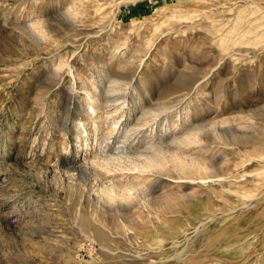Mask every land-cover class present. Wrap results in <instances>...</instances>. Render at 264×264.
Masks as SVG:
<instances>
[{
    "label": "rangeland",
    "instance_id": "rangeland-1",
    "mask_svg": "<svg viewBox=\"0 0 264 264\" xmlns=\"http://www.w3.org/2000/svg\"><path fill=\"white\" fill-rule=\"evenodd\" d=\"M131 1L0 0V264H264V0ZM236 17L251 33L220 45ZM196 76L207 99L180 89ZM189 102L202 129L172 140ZM145 110L160 114L122 143L119 127ZM149 137L163 174L133 169ZM122 144L133 154L108 151ZM177 158L205 164L206 183L171 171ZM129 185L151 194L107 207L93 195Z\"/></svg>",
    "mask_w": 264,
    "mask_h": 264
},
{
    "label": "bare ground",
    "instance_id": "bare-ground-1",
    "mask_svg": "<svg viewBox=\"0 0 264 264\" xmlns=\"http://www.w3.org/2000/svg\"><path fill=\"white\" fill-rule=\"evenodd\" d=\"M114 1V0H113ZM123 1L124 0H119V2L120 3H123ZM134 2H135V0H133ZM133 1H131V3L133 2ZM247 2V1H246ZM224 3V2H223ZM239 4V3H238ZM220 6V5H219ZM232 6V5H231ZM235 6V5H234ZM194 10V9H193ZM189 12V11H188ZM187 12V13H188ZM191 12H193V11H191ZM203 12H205V11H203ZM203 12L201 11L200 13H202L203 14ZM222 12V11H221ZM73 14H74V11L72 12ZM181 13V12H180ZM230 13V12H229ZM233 13V12H232ZM175 14V13H174ZM211 14V13H210ZM234 14V13H233ZM71 16H72V14H70ZM180 15V14H179ZM76 16V15H75ZM188 16V15H187ZM190 17H188L189 19L191 18V16H193V14H191V15H189ZM200 16H201V14H200ZM205 16V15H204ZM208 16V15H207ZM213 16H215L214 14H213ZM223 16V15H222ZM251 16V15H250ZM249 16V17H250ZM248 17V18H249ZM75 18V17H74ZM177 18V17H176ZM180 18V17H179ZM216 18V17H215ZM73 19V18H72ZM72 19H70V20H72ZM180 19H184V17H182V18H180ZM217 19V18H216ZM256 19V18H255ZM205 20V19H204ZM213 20V19H212ZM211 20V21H212ZM73 21H74V19H73ZM206 21V20H205ZM226 21V20H225ZM227 21H229V20H227ZM199 22V21H198ZM231 22V21H230ZM38 23H40L41 24V22H38ZM215 23H217L216 21H215ZM221 23V22H220ZM220 23H217V24H220ZM35 24H37V23H35ZM211 24H212V22H211ZM210 24V25H211ZM222 24V23H221ZM220 24V25H221ZM227 24V23H226ZM242 24H246L247 25V27L244 29V30H246V31H242V30H240V28H241V26H242ZM42 25V24H41ZM210 25H208V26H210ZM225 25V24H224ZM223 25V26H224ZM39 26V25H38ZM110 26V25H109ZM217 26V25H216ZM259 26V25H258ZM210 27H212V26H210ZM225 27V26H224ZM209 28V27H208ZM214 28V27H213ZM217 28H218V26H217ZM251 28H253V24L250 22V21H245L244 19H242V18H240V17H236L235 18V20H234V22L232 23V25L230 26V28H228L227 30H225L224 32H222V33H218L219 31L217 30V42H219L220 43V45H222L225 41H229V42H231L232 40H233V38L236 36V37H241V38H245V37H247L251 32H250V29ZM256 28H258L259 30H260V28L259 27H256ZM40 29V28H39ZM211 29V28H210ZM224 29V28H223ZM28 32H30V33H33L34 35H35V37L37 38V39H41L42 38V33H41V31H39V30H37V28H36V26L35 25H30V26H28L27 27V29H26ZM220 30V29H219ZM215 31V30H214ZM213 31V32H214ZM209 32V31H208ZM256 33V32H255ZM32 34V35H33ZM216 34H214V35H216ZM264 34V33H263ZM212 38V37H211ZM231 38V39H230ZM44 39V38H43ZM42 40V39H41ZM214 40V39H213ZM255 41H257V40H255ZM261 41V40H260ZM263 41H264V39H263ZM125 42V41H124ZM215 42V41H214ZM236 42V41H235ZM240 42V41H239ZM252 43V42H251ZM254 43V42H253ZM239 44V43H238ZM222 47V46H221ZM227 46H225V44H224V48H226ZM145 49H147V48H145ZM148 50V49H147ZM135 57V56H134ZM130 62H132V61H130ZM142 62V61H141ZM61 63V62H60ZM62 65V64H61ZM141 66V65H140ZM60 67V65L58 66V68ZM61 68V67H60ZM59 68V69H60ZM70 68V67H69ZM69 70V69H68ZM209 70H211V69H209ZM56 71V70H55ZM208 71V70H207ZM213 71V70H212ZM70 72H71V70H70ZM55 73V72H54ZM73 73V72H72ZM206 73V72H205ZM138 76V75H137ZM57 77V76H56ZM203 77V76H202ZM58 78V77H57ZM73 78V77H72ZM101 78V77H100ZM200 79H201V77H198V76H196V77H193L190 81H188V83L186 82V83H184L183 84V86L180 88L181 90H184V91H186V93H185V95H188L189 94V92H190V90H193V89H195V91H194V98L193 99H207L208 97H209V93L207 92V93H205V89H199L198 87H199V83L200 82H198V81H200ZM97 80V79H96ZM118 81V80H117ZM198 82V83H197ZM101 83V82H100ZM121 83V82H120ZM95 86V85H94ZM129 86V85H128ZM253 86V85H252ZM121 86L118 84V83H116V82H110V85H109V83H108V88H106L107 89V95H112V94H116L115 95V97H113V98H111V99H105L106 100V102H117L118 100H119V98L120 97H118L117 96V93H119L120 92V90L122 89V88H120ZM124 87H126L125 85H124ZM193 87V89H191ZM219 87V86H218ZM106 89H105V91H106ZM126 90L128 89L127 87L125 88ZM223 89V88H222ZM48 90V89H47ZM123 90H124V88H123ZM125 90V91H126ZM215 90H219V89H215ZM137 90L136 89H134V93L136 92ZM96 93V92H95ZM104 93H106V92H104ZM87 94V93H86ZM123 94V93H122ZM121 94V95H122ZM222 94V93H221ZM233 94V93H232ZM88 95H89V93H88ZM91 95V94H90ZM96 95V94H95ZM95 95L93 96V98L95 97ZM107 95H105V96H107ZM113 95V96H114ZM125 95V94H124ZM138 96H139V93L137 94ZM46 96V95H45ZM97 97V96H96ZM109 97V96H108ZM122 97V96H121ZM92 97H88V99H91ZM123 98V97H122ZM184 98V95H182L181 97H180V99H183ZM95 100V99H94ZM93 99H92V103H95L96 104V101H94ZM101 100V99H100ZM138 100H140V99H138ZM204 101V100H203ZM215 101V100H214ZM105 102V103H106ZM192 102H194V101H192ZM90 103V102H89ZM99 103V102H98ZM123 103V102H122ZM100 104H101V102H100ZM109 105V104H108ZM134 107H132V108H130L129 109V111H128V113L130 114V113H134V111L136 110V108L138 107H136V103H134ZM96 106V105H95ZM101 106H103V104H101ZM116 106V105H115ZM105 107V106H104ZM110 107V106H109ZM123 107V106H122ZM114 108V107H113ZM116 108V107H115ZM121 108V107H120ZM163 108V107H162ZM168 108V107H167ZM192 108H193V103H190L189 102V104L188 105H186V107H184L182 110H181V113H180V115L179 116H176L175 117V119L174 120H172V125L170 126V129H171V131H174V132H176L177 133V135L178 136H175V135H173L172 137H173V139L172 140H179V141H183L184 140V138H183V136L185 137V142L187 141L186 139H188V141L190 140L189 138L190 137H192L193 135L195 136V138H196V136H197V134H196V131H199V130H201L202 129V127L201 126H199V125H194L193 124V126H188V124H189V122L191 121V113H192ZM87 109H89V110H87V111H92V112H94V108L92 107V105L90 106V105H87ZM156 109H158V108H156ZM155 109V110H156ZM195 109V108H194ZM193 109V110H194ZM121 110V109H120ZM163 110V109H162ZM86 111V112H87ZM116 112H117V110H115ZM166 111V110H165ZM80 112H82V111H80ZM106 112V111H105ZM113 112V111H112ZM162 112H164V111H162ZM196 112V111H195ZM88 113V112H87ZM166 113V112H165ZM202 113V112H201ZM81 114V113H80ZM107 114V113H106ZM111 114V113H110ZM160 114V112L159 113H155V112H153V110L151 111V110H145V111H143L142 113H141V115L139 116V117H136L135 119H134V126L131 128H128L127 129V127L126 126H124V125H122L121 127H119V130H117V132H119V134H121L120 135V139H121V142L122 143H126V141L128 140V138L132 135V133H134L135 132V130H137V129H139V127H143V126H145V125H147V123L148 122H150V120L152 119V118H154V117H157L158 115ZM193 114H194V112H193ZM85 115V114H84ZM108 115H109V113H108ZM165 115V114H164ZM173 115V114H172ZM196 116V115H195ZM47 117V116H46ZM88 117V116H87ZM107 117H109V116H107ZM107 117H105V118H107ZM120 117V116H119ZM129 118V117H128ZM66 119V118H65ZM79 119V118H78ZM156 119V118H155ZM171 119V118H170ZM70 120V119H69ZM77 120V119H76ZM164 120V119H163ZM82 121V120H81ZM97 121V120H96ZM119 121V120H118ZM126 121H127V119H126ZM152 121H153V119H152ZM95 122V121H94ZM194 122V121H193ZM60 123H62V122H60ZM130 123V122H129ZM79 125V121H76V122H74L73 123V126L75 127V129H76V127ZM111 125V124H110ZM118 125V122H112V131L111 132H107L108 134L107 135H104V136H102L101 138V140H99V142H98V146L101 148V152H99V151H97V152H99V153H97L98 155H105V154H107V149H109V148H105L102 144H104L105 145V143H106V141H108L109 139H111L112 138V134H113V131H115V129H116V126ZM83 126V125H82ZM94 126V125H93ZM96 126V125H95ZM169 126L167 127V128H169ZM166 127V126H165ZM61 128H63V127H61ZM77 128H79V127H77ZM81 128V127H80ZM97 128V127H96ZM96 128H94V130H96ZM154 128V127H153ZM82 129V128H81ZM208 129V128H207ZM76 130H78V129H76ZM93 130V131H94ZM175 130H177V131H175ZM138 131V130H137ZM164 131H165V129H164ZM95 132V131H94ZM98 132V131H97ZM83 133V132H82ZM106 133V132H105ZM146 133V132H145ZM117 134V133H116ZM135 134V133H134ZM144 134V133H143ZM151 134V133H150ZM163 134V133H162ZM165 134V133H164ZM167 134H168V132H167ZM196 134V135H195ZM199 134V133H198ZM95 135V134H94ZM147 135H149V134H147ZM166 135V134H165ZM203 135V134H202ZM134 137V136H133ZM161 137V136H160ZM163 137V136H162ZM171 137V136H170ZM198 137V136H197ZM193 138V137H192ZM95 139V138H94ZM98 140V139H97ZM170 140H171V138H170ZM193 140V139H192ZM191 140V141H192ZM194 140H196V141H198L197 139H194ZM193 140V141H194ZM162 141V140H161ZM178 141V142H179ZM195 141V142H196ZM96 142V141H95ZM111 142V141H110ZM176 143H178L177 141H175ZM109 143V142H108ZM160 143V141L159 140H155V138L153 139V138H151V137H149V139H147V141L144 143V151H142V152H139V154L138 155H135V158H137V157H139V156H142L143 155V157L145 156V158L146 159H144L145 161L147 160V163H145V165H138L137 163L136 164H132L134 167H133V169L134 170H140V173H142L144 170H146V169H150V171H151V173L152 174H163V170H165V169H161V164H159L158 162H157V160H156V156H161L160 154H164L165 152H164V150H163V148H162V143H161V145L159 144ZM172 143V142H171ZM196 143H198V142H196ZM142 144V143H141ZM140 144V145H141ZM179 144V143H178ZM177 144V145H178ZM184 144V143H183ZM193 144V143H192ZM102 145V146H101ZM107 145V144H106ZM123 146H119V147H115V148H113L112 149V151H110V150H108L109 152H112V154H114V157L115 156H117V157H120L119 155H120V153L121 154H127L126 156L128 157V155L129 154H133V152H128V151H125L126 150V146L124 145V144H122ZM128 145V144H127ZM140 145H139V147H140ZM164 145V144H163ZM96 146V145H95ZM109 146V145H108ZM118 146V145H117ZM200 146V145H199ZM112 147V146H111ZM203 147V146H202ZM99 148V149H100ZM98 149V148H97ZM136 150V149H135ZM203 151V150H202ZM144 152V153H143ZM205 152V151H204ZM96 154V153H95ZM204 154V153H203ZM2 155V154H1ZM98 155H97V157H98ZM96 156V155H95ZM102 156H100V157H102ZM124 156V155H123ZM163 156H165V155H163ZM104 157V156H103ZM108 157H109V155H108ZM112 157V156H111ZM126 157V158H127ZM130 157V156H129ZM185 157V156H184ZM99 158V157H98ZM105 158V157H104ZM107 158V157H106ZM120 158H122L123 159V157H120ZM109 159V158H108ZM186 159H188V158H186ZM186 159H179V158H177L176 160L174 159L173 161H172V165H169V166H171L170 168H172V170L171 171H174V173H179V172H182L183 173V171L184 170H187L189 173H191V175H196V178H191V179H189V180H199V182L201 183V184H204V183H206V181H205V179L206 178H204V176L202 177L201 175V172L203 173L204 172V169H206V168H204L205 166V164H203L202 165V162L200 163V162H198L196 159H194V158H191V159H188V160H186ZM107 160V159H106ZM114 160V159H113ZM116 160V159H115ZM126 160V159H125ZM127 161V160H126ZM132 161H135V160H132ZM144 161V162H145ZM128 162H131V161H128ZM66 163V162H65ZM132 163V162H131ZM130 163V164H131ZM129 166V165H128ZM204 166V167H203ZM78 168V167H77ZM126 168V167H125ZM167 168V167H166ZM80 169V168H79ZM124 169V168H123ZM122 169V170H123ZM129 169H131V167L129 168ZM132 169V170H133ZM168 169V168H167ZM68 170H76L75 169V167H73V168H70V169H68ZM79 171H81V170H79ZM83 171V170H82ZM139 172V171H138ZM145 172V171H144ZM206 172V171H205ZM145 173H147V171L145 172ZM4 174V173H3ZM142 174H144V173H142ZM204 174V173H203ZM240 174V173H239ZM178 175V174H177ZM179 175H180V173H179ZM230 176V175H229ZM232 176V175H231ZM224 177V176H223ZM226 177V176H225ZM243 177H244V175H243ZM177 178H182L181 176H176V179ZM208 178V177H207ZM219 178V177H218ZM231 178V177H230ZM239 178H240V176H239ZM157 179V178H156ZM183 179V178H182ZM221 180L222 179H224V178H220ZM241 179V178H240ZM158 180V179H157ZM179 180V179H178ZM218 180V179H217ZM216 180V181H217ZM227 180H229V178L227 179ZM231 180V179H230ZM233 180V179H232ZM236 180H238V179H236ZM162 181V180H161ZM214 181V180H213ZM226 181V180H225ZM247 181V180H246ZM252 181V180H251ZM184 182V181H183ZM186 182V181H185ZM236 182V181H235ZM238 182V181H237ZM263 182V180L261 181V183ZM5 183V182H4ZM143 183V182H142ZM160 183V182H159ZM190 183V182H189ZM193 183V182H192ZM222 183V182H221ZM247 182H245L244 184H246ZM233 184V183H232ZM264 184V183H263ZM111 185V184H110ZM114 186V185H113ZM117 186V185H116ZM127 186V185H126ZM130 186V185H129ZM133 186V185H132ZM132 186H130V187H124V188H121L119 191H120V193H115V188H114V190H113V188L112 187H109V188H98V189H94L93 190V192H94V197H95V199L98 201V205H102L103 206V203L104 204H106V207H107V205L108 206H110V205H116V204H118L119 206L121 205V201H123V203L126 205L127 203H129V202H132V201H137L138 199L141 201V200H146V198H148L147 196L149 195V194H151L149 191H148V188L147 187H145V188H141L140 187V189H135V187H134V189L133 188H131ZM149 186V185H148ZM240 186V185H239ZM238 186V187H239ZM262 186V185H261ZM245 187V186H244ZM247 187V186H246ZM256 187V186H255ZM262 187H264V185L262 186ZM261 187V188H262ZM93 188V187H92ZM138 188H139V186H138ZM222 188V187H221ZM234 188V187H233ZM239 188H243L242 186L241 187H239ZM249 188V187H248ZM247 188V189H248ZM257 188V187H256ZM256 188H254V189H256ZM2 190V189H1ZM89 190H91L90 188H89ZM241 190V189H240ZM250 190H251V188H250ZM257 190V189H256ZM88 191V190H87ZM243 191H244V189H243ZM90 192V191H89ZM112 192H114L113 193V195H112ZM247 192H248V190H247ZM246 192V193H247ZM251 194H253V193H251ZM261 195V194H260ZM6 196V195H5ZM171 196V195H170ZM248 196V195H247ZM90 197V196H89ZM159 197V196H158ZM254 197V196H253ZM116 198H118L119 200L116 202L115 201V199ZM221 198V197H220ZM257 199V198H256ZM224 200V199H223ZM148 201V200H147ZM95 202V201H94ZM99 202H101L102 204H100ZM139 202V201H138ZM142 202V201H141ZM238 202H240V201H238ZM96 203V202H95ZM133 203V202H132ZM118 206V207H119ZM130 206V205H129ZM131 206H133V205H131ZM131 206H130V208H131ZM104 207V206H103ZM105 207V208H106ZM242 207V206H241ZM243 207H245V206H243ZM242 207V208H243ZM129 208V207H128ZM127 209V208H126ZM118 211V210H117ZM128 211V210H127ZM121 212V211H120ZM131 212V211H130ZM142 212V211H141ZM234 212V211H233ZM227 213H230V212H227ZM231 213H232V211H231ZM260 214V213H259ZM97 220V219H96ZM136 220V219H135ZM209 221V220H208ZM211 221V220H210ZM99 222V221H98ZM150 225V224H149ZM148 225V226H149ZM187 225V224H186ZM203 225V222H199L198 224H197V227H196V229L198 228V227H201ZM120 227H121V225H120ZM124 228V227H123ZM120 229V228H119ZM204 229V228H203ZM124 230H125V228H124ZM133 230V229H132ZM129 231V230H128ZM134 231V230H133ZM201 231H202V229H201ZM193 232V231H192ZM197 232V231H196ZM194 233H195V230H194ZM184 234V233H183ZM191 235V234H190ZM190 237V236H189ZM186 238V237H185ZM193 239V238H192ZM189 240V239H188ZM217 240V239H216ZM235 240V239H234ZM172 241V240H171ZM177 240H173L172 241V243H175ZM181 242H183V241H181ZM171 243V244H172ZM187 243V242H186ZM208 243V242H207ZM170 245V244H169ZM215 245V244H214ZM204 246V245H203ZM210 247V246H209ZM216 247H217V245H216ZM215 247V248H216ZM185 248V247H184ZM215 250H217V248L215 249ZM184 251V250H183ZM212 251V250H211ZM157 252V251H156ZM161 253V252H160ZM212 253V252H211ZM197 254V253H196ZM198 257H200V256H198ZM209 258V257H208ZM171 259V258H170ZM169 259V260H170ZM198 259V258H197ZM196 259V260H197ZM205 259H206V257H205ZM216 259V258H215ZM191 260V259H190ZM190 260H189V262H190ZM199 261H200V259H198ZM198 260H197V262H198ZM213 260V259H212ZM168 261V260H167ZM178 261V260H177ZM208 261V260H207ZM210 261H211V259H210ZM195 262V261H194ZM203 262V261H202ZM211 262H213V261H211ZM191 264V263H190ZM196 264H198V263H196Z\"/></svg>",
    "mask_w": 264,
    "mask_h": 264
}]
</instances>
